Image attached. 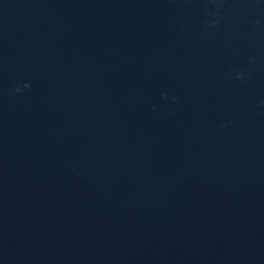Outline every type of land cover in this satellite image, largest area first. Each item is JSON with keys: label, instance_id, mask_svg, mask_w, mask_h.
Masks as SVG:
<instances>
[{"label": "water", "instance_id": "95a60500", "mask_svg": "<svg viewBox=\"0 0 264 264\" xmlns=\"http://www.w3.org/2000/svg\"><path fill=\"white\" fill-rule=\"evenodd\" d=\"M0 264H264V0H0Z\"/></svg>", "mask_w": 264, "mask_h": 264}, {"label": "clouds", "instance_id": "9594fccd", "mask_svg": "<svg viewBox=\"0 0 264 264\" xmlns=\"http://www.w3.org/2000/svg\"><path fill=\"white\" fill-rule=\"evenodd\" d=\"M175 99V98H174Z\"/></svg>", "mask_w": 264, "mask_h": 264}]
</instances>
